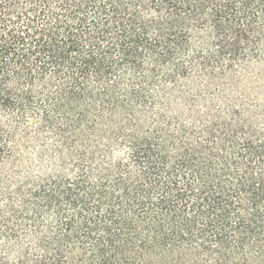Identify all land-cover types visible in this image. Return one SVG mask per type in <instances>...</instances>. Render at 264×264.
<instances>
[{"label": "trees", "instance_id": "obj_1", "mask_svg": "<svg viewBox=\"0 0 264 264\" xmlns=\"http://www.w3.org/2000/svg\"><path fill=\"white\" fill-rule=\"evenodd\" d=\"M0 264H264V0H0Z\"/></svg>", "mask_w": 264, "mask_h": 264}]
</instances>
